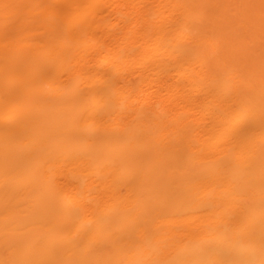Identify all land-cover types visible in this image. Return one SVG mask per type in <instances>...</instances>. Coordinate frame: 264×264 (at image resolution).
Returning a JSON list of instances; mask_svg holds the SVG:
<instances>
[{
    "label": "bare ground",
    "instance_id": "1",
    "mask_svg": "<svg viewBox=\"0 0 264 264\" xmlns=\"http://www.w3.org/2000/svg\"><path fill=\"white\" fill-rule=\"evenodd\" d=\"M0 264H264V0H0Z\"/></svg>",
    "mask_w": 264,
    "mask_h": 264
}]
</instances>
